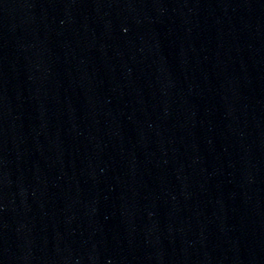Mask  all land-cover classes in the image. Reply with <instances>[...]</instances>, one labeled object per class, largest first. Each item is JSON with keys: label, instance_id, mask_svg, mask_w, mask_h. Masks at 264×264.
Returning a JSON list of instances; mask_svg holds the SVG:
<instances>
[{"label": "water", "instance_id": "obj_1", "mask_svg": "<svg viewBox=\"0 0 264 264\" xmlns=\"http://www.w3.org/2000/svg\"><path fill=\"white\" fill-rule=\"evenodd\" d=\"M0 264H264V0H0Z\"/></svg>", "mask_w": 264, "mask_h": 264}]
</instances>
